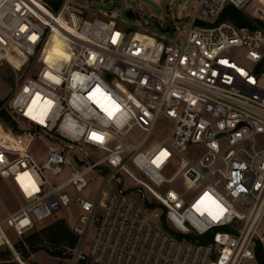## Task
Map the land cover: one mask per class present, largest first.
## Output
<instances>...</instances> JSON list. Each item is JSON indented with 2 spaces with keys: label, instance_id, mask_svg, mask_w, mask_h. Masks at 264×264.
<instances>
[{
  "label": "built area",
  "instance_id": "built-area-1",
  "mask_svg": "<svg viewBox=\"0 0 264 264\" xmlns=\"http://www.w3.org/2000/svg\"><path fill=\"white\" fill-rule=\"evenodd\" d=\"M254 1L202 0L184 39L170 43L126 33L114 10L88 19L78 0H60L58 9L45 0H0V66L20 71L37 55L41 64L8 102L16 132L0 121V183L12 179L25 202L0 220V249L11 251L15 264L28 262L8 231L22 238L75 203L82 213L74 225L67 214L79 237L74 264H258L264 149L255 139L264 136V29L217 22L226 8ZM55 33L71 58L50 64L45 48ZM234 51H243L242 62ZM66 116L84 124L82 138L60 129ZM160 124L171 135L145 148ZM37 138L48 143L43 164L30 152ZM193 145L204 154L185 158ZM90 149L99 154L92 164ZM174 155L183 158L168 178ZM69 168L67 179L51 180ZM94 171L105 180L90 202L84 191ZM177 181L185 191L166 189Z\"/></svg>",
  "mask_w": 264,
  "mask_h": 264
},
{
  "label": "rangeland",
  "instance_id": "rangeland-1",
  "mask_svg": "<svg viewBox=\"0 0 264 264\" xmlns=\"http://www.w3.org/2000/svg\"><path fill=\"white\" fill-rule=\"evenodd\" d=\"M83 4L88 10H86V17L88 19L94 18L100 11H116L118 14L117 22L119 28L124 30L126 33H146L151 36L163 39L170 43H180L188 29L190 28L191 19L196 11L197 6L202 0H78ZM264 4V0H260ZM261 6L258 1L255 0L242 11L249 17L251 21H261L256 17V11ZM132 10L136 14V19L131 20L127 17L126 12ZM264 22V21H263ZM171 26V27H170ZM198 27H210L208 22L197 21L196 25ZM236 60L242 62L243 51H234L232 53ZM46 62L53 64L59 61L70 60L71 51L67 48L66 42L54 35H52L48 41L45 48ZM39 56L37 55L32 61L20 71L14 70L8 64H3L0 66V99L4 101L3 109L7 110L8 102L16 91L21 82L28 76H33L40 69ZM8 111V110H7ZM18 126V125H17ZM20 127H28L27 123L20 122ZM7 130L16 132L15 129H11L6 126ZM60 129L72 135L75 139H80L85 131L84 124L78 122L70 116L63 118L60 123ZM156 133L158 135H153L145 148L149 147L154 143H161L162 137H169L171 135V127L167 125H158L156 127ZM2 133V128L0 126V134ZM252 144L245 145L246 148H250ZM255 146L258 150L264 149V136H258L255 139ZM48 150V143L43 138H37L34 140L31 146V155L35 160L43 164L46 160ZM205 152V149L201 145L190 146L189 150L183 154L185 158L188 159H198ZM92 155V160H87L88 164L96 162L99 158L97 151L90 149ZM183 157L174 155L171 163L165 172L166 177H172L179 169L180 163ZM70 174V168L66 169L65 172L59 177H51L53 182H61L68 178ZM88 179L90 185L84 191V198L90 202H95L99 190L102 188L105 177L101 176L97 171L92 172ZM167 190L175 191H185L180 182H175L166 187ZM108 189L103 197L105 202L109 193ZM69 195L74 199L76 193L73 189L68 190ZM195 194L190 193L187 200H192ZM25 204L21 194L14 185L12 179L4 180L0 183V220L6 218L10 213L18 210L19 207ZM82 213L81 206L79 204H72L67 211H63L45 223L39 225L30 233L26 234L27 237L33 233L39 232L48 225L52 224L57 220L64 219L67 221V214L69 215L70 225H74ZM9 237L14 244H18L24 237L20 238L16 236L13 232L8 231ZM90 241L85 244V251L89 246ZM9 250L7 248L0 249V253H6ZM11 253V251H9ZM28 264H74V253L73 257L70 258H54L50 256L46 251H40L26 259ZM14 256L11 253L10 262H14Z\"/></svg>",
  "mask_w": 264,
  "mask_h": 264
},
{
  "label": "trees",
  "instance_id": "trees-1",
  "mask_svg": "<svg viewBox=\"0 0 264 264\" xmlns=\"http://www.w3.org/2000/svg\"><path fill=\"white\" fill-rule=\"evenodd\" d=\"M54 9H58L60 0H45ZM230 22L238 27L256 28L262 27L264 29V23L261 21H251L242 10L235 7L226 8L218 17L217 22ZM4 101L0 99V121L11 129L16 128V123L13 121L11 115L7 110L3 109ZM79 244V237L72 231L66 220L61 219L53 222L39 232L33 233L27 237H24L16 245L17 251L25 258H29L32 255L46 251L50 256L54 258L68 257L72 258L73 253ZM11 253H0V264H15L10 262ZM257 260L258 264H264V247L259 246L257 248ZM78 264H90L87 261H81Z\"/></svg>",
  "mask_w": 264,
  "mask_h": 264
},
{
  "label": "water",
  "instance_id": "water-1",
  "mask_svg": "<svg viewBox=\"0 0 264 264\" xmlns=\"http://www.w3.org/2000/svg\"><path fill=\"white\" fill-rule=\"evenodd\" d=\"M126 15H127V17H128L129 19H131V20L136 19V14H135L132 10H128V11L126 12ZM170 27H171V26H170ZM76 161H77V165H78V167H81V166L84 165V163L81 162V161H79L77 158H76Z\"/></svg>",
  "mask_w": 264,
  "mask_h": 264
},
{
  "label": "bare ground",
  "instance_id": "bare-ground-1",
  "mask_svg": "<svg viewBox=\"0 0 264 264\" xmlns=\"http://www.w3.org/2000/svg\"><path fill=\"white\" fill-rule=\"evenodd\" d=\"M138 35L140 34L139 32L137 33ZM54 36H56V37H59V38H61V39H63L62 37H60V35L59 34H57V33H55V34H53ZM64 40V39H63ZM39 102V99H36L35 100V102ZM1 135H2V133L0 134V137H1Z\"/></svg>",
  "mask_w": 264,
  "mask_h": 264
},
{
  "label": "snow or ice",
  "instance_id": "snow-or-ice-1",
  "mask_svg": "<svg viewBox=\"0 0 264 264\" xmlns=\"http://www.w3.org/2000/svg\"><path fill=\"white\" fill-rule=\"evenodd\" d=\"M93 136L95 137V134H93ZM97 139H102V138H100V137H96Z\"/></svg>",
  "mask_w": 264,
  "mask_h": 264
},
{
  "label": "crops",
  "instance_id": "crops-1",
  "mask_svg": "<svg viewBox=\"0 0 264 264\" xmlns=\"http://www.w3.org/2000/svg\"><path fill=\"white\" fill-rule=\"evenodd\" d=\"M263 228H264V223H263ZM262 246L264 247V244ZM31 257H33V255Z\"/></svg>",
  "mask_w": 264,
  "mask_h": 264
}]
</instances>
